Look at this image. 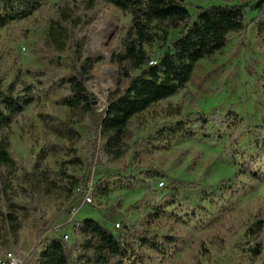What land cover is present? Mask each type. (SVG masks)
I'll return each instance as SVG.
<instances>
[{
  "label": "rangeland",
  "instance_id": "374dc122",
  "mask_svg": "<svg viewBox=\"0 0 264 264\" xmlns=\"http://www.w3.org/2000/svg\"><path fill=\"white\" fill-rule=\"evenodd\" d=\"M86 1L44 0L28 19L0 28V78L9 80L20 71L22 79L35 86V103L6 131L17 175L33 168L56 172L75 151H86L89 136L82 128H77L82 139L76 141L61 137L55 129L67 124L72 112L62 103L69 92L61 82L68 71V57L50 35L62 8L77 6V13L85 15ZM97 1L79 35L83 59L93 63L84 81L96 110L102 111L110 91L117 87L119 68L112 55L121 46L131 16ZM228 1L183 0L191 10ZM255 16L249 12L247 36L232 35L221 51L198 62L192 79L177 94L133 119L128 151L119 164L129 166L126 173L120 175L119 168L110 166H67L72 174L90 176L88 187L78 191L67 204L68 214L45 237L64 234L73 242L77 238L73 223L93 218L115 234L122 227L117 228V223L146 229L160 244V249L143 246L131 264H264V229L259 257L240 263L237 254L247 227L254 219H264V181L253 179L240 163L242 156H252L255 160L249 169L264 172V38L252 21ZM148 50L156 61L159 47ZM229 112L239 115L236 126L228 124ZM203 117L206 123L199 120ZM178 122L195 134L179 132L152 146L150 137L158 129ZM172 180L199 186L175 188ZM145 194L148 204H137ZM158 203L164 211L149 217ZM40 241L36 229L25 228L8 253L18 256L20 264H38L31 254Z\"/></svg>",
  "mask_w": 264,
  "mask_h": 264
},
{
  "label": "trees",
  "instance_id": "16d2710c",
  "mask_svg": "<svg viewBox=\"0 0 264 264\" xmlns=\"http://www.w3.org/2000/svg\"><path fill=\"white\" fill-rule=\"evenodd\" d=\"M103 1L129 14L131 25L119 50L112 55L119 76L117 87L110 91L107 106L102 111L96 110L92 93L84 81L93 63L83 59V41L79 35L80 26L96 10L98 1H86L85 15L77 13V6L66 5L50 29L54 43L68 57V71L61 82L69 92L62 103L72 112L71 120L55 129L61 137L76 141L82 139L77 129L82 128L89 136L84 154L75 151L56 172L33 168L23 169L17 175L19 168L11 155L6 131L35 103V86L23 80L20 71L9 80L0 78V253L5 255L25 228L36 229L41 240L39 246L43 249L38 246L31 254L38 264H131L143 246L160 249V244L146 229L119 223L121 230L115 234L93 218L73 223L77 233L73 242L66 240L64 234L45 237L55 223L68 214L67 204L78 191L88 187L90 176L85 179L72 174L67 166H110L119 168V174L123 175L129 166L119 164L127 154L129 128L135 117L177 94L192 79L198 62L221 51L232 35L247 36L250 11L256 13L252 21L264 38V0L248 3L229 0L197 5L194 10L183 0ZM43 2L0 0V28L28 19L41 9ZM156 45L161 52L154 61L148 48ZM226 119L231 126L240 122L235 112H229ZM199 120L207 122L204 117ZM179 132L195 134L185 130L183 122H178L158 129L149 142L155 146V142L174 138ZM254 160L252 156H242V169L249 170L253 179L264 181L263 171L249 169ZM172 184L175 188L199 186L178 180H172ZM96 187L100 188L98 184ZM137 204H148V194ZM151 208L149 217L159 216L164 211L159 203ZM263 229L264 219H254L247 227L245 241L237 251L240 263L261 255Z\"/></svg>",
  "mask_w": 264,
  "mask_h": 264
},
{
  "label": "built area",
  "instance_id": "2783aa9c",
  "mask_svg": "<svg viewBox=\"0 0 264 264\" xmlns=\"http://www.w3.org/2000/svg\"><path fill=\"white\" fill-rule=\"evenodd\" d=\"M153 63V62H152ZM90 193H91V188H90ZM91 200V198H88ZM116 227L119 228L120 224L117 223ZM65 239H68V235L64 236ZM20 259L18 258V256H16L14 253L10 252L7 254V256L5 258L0 259V264H20Z\"/></svg>",
  "mask_w": 264,
  "mask_h": 264
},
{
  "label": "water",
  "instance_id": "95a60500",
  "mask_svg": "<svg viewBox=\"0 0 264 264\" xmlns=\"http://www.w3.org/2000/svg\"><path fill=\"white\" fill-rule=\"evenodd\" d=\"M94 104H95V102H94Z\"/></svg>",
  "mask_w": 264,
  "mask_h": 264
}]
</instances>
